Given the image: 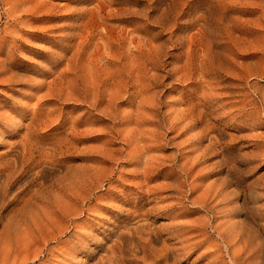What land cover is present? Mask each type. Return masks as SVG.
Returning a JSON list of instances; mask_svg holds the SVG:
<instances>
[{"label": "rangeland", "instance_id": "374dc122", "mask_svg": "<svg viewBox=\"0 0 264 264\" xmlns=\"http://www.w3.org/2000/svg\"><path fill=\"white\" fill-rule=\"evenodd\" d=\"M262 93L264 0H0V264H165L172 247L228 264L214 226L249 216L255 190L264 223ZM200 222L210 242L185 257L200 237L171 227Z\"/></svg>", "mask_w": 264, "mask_h": 264}, {"label": "bare ground", "instance_id": "6f19581e", "mask_svg": "<svg viewBox=\"0 0 264 264\" xmlns=\"http://www.w3.org/2000/svg\"><path fill=\"white\" fill-rule=\"evenodd\" d=\"M115 60V59H114ZM120 63H122V62H120ZM121 65V64H120ZM127 67V66H126ZM122 69V68H121ZM117 70H119V68L117 69ZM116 71V70H115ZM114 71V72H115ZM94 72V71H93ZM119 71H117V73H118ZM122 72V70H120V73ZM116 73V72H115ZM110 73L108 72V75H109ZM105 75H107V73L105 74ZM113 75V73H111V75L110 76H112ZM123 74L121 73V76H122ZM96 76V75H95ZM124 77H125V75H123ZM122 76V77H123ZM129 77V76H128ZM116 77H114V79H115ZM121 78V77H120ZM238 78V77H237ZM125 79L126 78H124V81H125ZM129 79V78H128ZM127 79V80H128ZM104 80V79H103ZM111 80H112V78H111ZM131 80V79H130ZM134 80V79H133ZM137 80V82L139 83V81H140V79L139 78H137L136 79ZM135 80V81H136ZM102 81V80H101ZM108 81V80H107ZM116 81V80H115ZM135 81H134V84H135ZM117 82V81H116ZM113 83L114 85L112 86L113 87V90H112V92L110 93V98L111 99H113V100H118L119 98H121L120 96H121V94H122V92H125L124 94H126V89H125V86L123 87V86H121V84H122V80L120 79V80H118V82L117 83ZM120 82V83H119ZM131 82H132V80H131ZM141 82V81H140ZM189 82V81H188ZM118 83H119V85H118ZM124 83V82H123ZM127 83V82H126ZM130 83V82H129ZM138 83H137V85H138ZM103 84H104V82H103ZM106 84H107V82H106ZM128 84V83H127ZM133 84V85H134ZM139 84H141V83H139ZM100 85V84H99ZM102 85V84H101ZM111 85H112V83H111ZM132 85V84H131ZM136 85V86H137ZM105 86V85H104ZM103 86V87H104ZM250 86V85H249ZM128 87H129V85H128ZM134 87H135V85H134ZM100 88V87H99ZM258 88V87H257ZM256 88V89H257ZM131 89V88H130ZM251 89V88H250ZM258 89H260V88H258ZM94 90V89H93ZM148 90V89H147ZM145 88H143V90L142 89H140V91H137V94L138 95H140V96H143L144 95V93L147 91ZM104 92V91H103ZM110 92V91H109ZM144 92V93H143ZM262 92V91H261ZM261 92H259V94L261 93ZM105 93H107L106 91H105ZM128 93H129V91H128ZM212 93V92H211ZM109 94V93H108ZM107 94V95H108ZM146 94V93H145ZM207 94V93H206ZM209 94H210V92H209ZM252 94H254L255 96L257 95V93H256V91L255 90H252ZM263 94V93H262ZM129 95V94H128ZM127 95V96H128ZM204 95V94H203ZM202 95V96H203ZM260 96V95H259ZM94 97V96H93ZM129 97H131V96H129ZM209 97V96H208ZM102 98V97H101ZM104 98H105V95H104ZM107 98V97H106ZM133 98V97H132ZM83 99V98H82ZM98 99V98H97ZM107 99H109V96H108V98ZM260 99V98H259ZM100 100V99H99ZM85 101V100H84ZM102 101V100H101ZM108 101V100H107ZM110 101V100H109ZM108 101V102H109ZM131 101H133V100H131ZM141 101V100H140ZM215 101V103L216 104H220V102L218 101V100H214ZM214 101H212V100H207L206 101V103L207 104H212ZM107 102V103H108ZM261 105H262V109L263 110H261V108H258L259 110H257V111H259V112H263V114H264V94L261 96ZM100 103V102H99ZM140 103V102H139ZM145 103V102H144ZM112 104V103H111ZM214 104V103H213ZM106 105H108V104H106ZM141 105H146V104H141ZM251 105V104H250ZM95 106V105H94ZM98 106V105H97ZM109 106V105H108ZM259 106V105H258ZM146 108H148V107H146ZM150 109V108H149ZM141 110V109H140ZM254 110H255V108H254ZM141 111H143V109L141 110ZM146 111H148V110H146ZM145 111V112H146ZM256 111V110H255ZM136 112H137V110H136ZM257 113V112H256ZM111 115V114H110ZM115 115V114H114ZM180 116V115H179ZM186 115H184V116H182V118L183 117H185ZM105 117H107V116H105ZM111 117H112V115H111ZM136 117V116H135ZM188 117V116H187ZM205 117V116H204ZM186 118V117H185ZM111 119V118H110ZM136 119V118H135ZM137 120V119H136ZM179 120V119H178ZM132 121V120H131ZM146 121V120H145ZM149 121V120H148ZM153 121V120H152ZM193 121V120H192ZM195 121H197V120H195ZM199 121V120H198ZM122 122V121H121ZM127 122V121H126ZM129 122V121H128ZM150 122H151V120H150ZM149 122V123H150ZM130 123V122H129ZM133 123H134V121H133ZM142 123H143V120H142ZM141 123V124H142ZM209 123V122H208ZM128 124V123H127ZM139 123H137V125H138ZM151 124V123H150ZM133 125V124H132ZM135 125V124H134ZM144 125H148V123L147 124H144ZM198 125V124H197ZM116 126V125H115ZM118 126V125H117ZM140 126V125H139ZM143 126V125H142ZM153 126V125H152ZM169 126V125H168ZM167 126V127H168ZM134 127H136V126H134ZM194 127V126H193ZM154 128V127H153ZM211 128V127H210ZM136 129H137V127H136ZM136 129H134V133L136 132ZM155 129V128H154ZM170 131L171 130H173L174 129V125H170L169 126V128H168ZM132 132V133H133ZM140 132V131H139ZM139 132H138V134H139ZM116 133V132H115ZM133 133V134H134ZM151 133V132H150ZM119 134V133H118ZM133 134H129V136L127 135V137L129 138L128 140H129V145H128V149L130 150V151H135L136 150V148H137V145H138V143L139 142H141L142 140H143V138H144V136H147V135H145L144 134V132L143 133H140L139 134V136H138V138L139 139H137V140H134L133 139ZM137 134V133H136ZM147 134V133H146ZM149 134V133H148ZM156 134V133H155ZM150 135V134H149ZM150 136H152V135H150ZM153 137H154V135H153ZM155 138V137H154ZM156 138H158V137H156ZM126 139V138H125ZM145 139V138H144ZM211 139V138H210ZM155 140V139H154ZM148 143V142H147ZM146 142L144 143V144H147ZM140 145V144H139ZM152 145V144H151ZM212 145V144H211ZM261 146H264L263 144L261 145ZM151 147V146H150ZM149 148V147H148ZM148 148H146V147H143V148H141V150L144 152V153H147L149 150H148ZM257 148V147H256ZM261 148V147H260ZM22 149V148H21ZM25 149V148H24ZM23 150V149H22ZM259 150V149H258ZM151 151V150H150ZM26 152V151H25ZM24 152V153H25ZM143 152H141V153H143ZM23 153V154H24ZM149 153V152H148ZM142 156H143V154H142ZM146 156V155H145ZM255 156V155H254ZM261 156V155H260ZM151 160V159H150ZM175 160V159H174ZM261 160V159H260ZM262 161V160H261ZM154 162V161H153ZM152 162V163H153ZM13 163V162H12ZM16 163V162H15ZM152 163H148L149 165H151ZM10 165H11V163H10ZM14 165V164H13ZM236 165V164H235ZM16 166V165H15ZM148 166V165H147ZM229 166V165H228ZM8 169H9V167H8ZM183 169H185V167L183 168ZM187 171V170H186ZM188 172V171H187ZM190 172V171H189ZM238 172V171H237ZM183 173H186V172H183ZM230 173H232V172H230ZM182 175V174H181ZM185 175H187V173L185 174ZM225 177H228V176H225ZM229 177H230V175H229ZM234 177V176H233ZM238 177V176H237ZM78 178V177H77ZM83 179V178H82ZM78 180H80V179H78ZM85 180V179H84ZM87 180V179H86ZM233 180V179H232ZM89 182V181H88ZM79 183V182H78ZM256 183V182H255ZM222 185L220 186V187H222V188H220L219 190H217L216 191V196H218V195H220V196H223L224 198V201L225 200H228V199H230V197H231V193L230 194H228V195H224V190L226 189V188H228L229 187V185L231 184V182L230 181H225L224 183H221ZM85 185V184H84ZM175 184H173V186H174ZM233 186V185H232ZM257 188H259V187H257ZM175 189H176V187H175ZM229 189V188H228ZM45 192V191H44ZM192 192V191H191ZM48 193V192H47ZM210 194V193H209ZM225 194H227V193H225ZM86 195V194H85ZM204 195V194H203ZM73 196V195H72ZM205 196V195H204ZM247 196V195H246ZM245 196V197H246ZM44 196H42V198H43ZM74 197V196H73ZM203 197V196H202ZM244 197V198H245ZM259 197H261V195H259V193L255 190L253 193H250V196H249V200L252 202V204H253V210L250 212V215L249 216H247V214H246V212H244V208L242 209V208H240V209H238V217L240 218V222L238 223V224H234V225H232V227L230 226V227H227V228H224V230H221V227H223V225H215L214 226V231L216 232V235L218 236V238H219V240L221 241V243L223 244V246L224 247H221L220 248V246H219V243L216 241V240H214V241H212L210 244H212L211 245V247H209V251L210 252H212V253H217V252H221V250H222V248H223V250H222V252L224 251L225 253H226V256H227V261L229 262L228 264H264V223H262L261 222V208H260V206H258L257 205V199L259 198ZM264 197V196H263ZM197 199V198H196ZM201 199V198H200ZM248 200V199H247ZM248 200V201H249ZM191 205L193 206V207H199L200 205V208L201 209H204V211L206 212V213H211L213 210L212 209H208V210H206V208L204 207V205L202 206V204H204V203H202V204H200L199 205V203H198V201L197 200H192L191 202ZM244 205V204H243ZM251 205V204H250ZM241 206V205H240ZM196 207V208H197ZM233 208V207H232ZM231 209V208H230ZM246 209V208H245ZM217 210V209H216ZM232 210V209H231ZM230 210V211H231ZM251 210V209H250ZM226 212V211H225ZM67 213H69V212H67ZM67 215V214H66ZM205 215V214H204ZM207 216V215H206ZM225 216V215H224ZM263 216V215H262ZM239 221V220H238ZM236 223H237V221H236ZM208 224H209V222H204V223H202V222H200V223H194V224H192V225H189V226H187V227H181V226H178V225H172V227H171V230L173 231V233H172V236L171 237H167V239L169 240V239H178L179 237H182V236H184V235H186V234H188V233H190V232H197L198 233V237H200V239L199 240H197L195 243H193L192 245H191V247H192V249H189L188 250V248H184V250H183V255L186 257V255H188L189 253H190V251L191 250H193V249H195V248H199V247H202L203 245H205V244H209V242H210V239H208L207 237H208V235L206 236V229H207V227H209L208 226ZM137 225V224H136ZM140 225V224H139ZM225 225V224H224ZM148 227V226H147ZM68 228V227H67ZM126 228V227H125ZM60 229H62V228H60ZM64 229V228H63ZM130 229V228H129ZM151 229V228H150ZM167 229V228H166ZM125 230V229H124ZM123 230V231H124ZM127 230V229H126ZM125 230V231H126ZM208 230V229H207ZM212 230V229H211ZM62 231V230H61ZM152 231H154V230H152ZM120 232H122V231H120ZM119 232V233H120ZM142 232H143V226H139V227H136V228H133L132 230H129V231H127L126 233H121L119 236H118V239L119 240H123L124 238L125 239H127V241H131V242H133V238H135L136 236H139L140 234H142ZM159 232V231H158ZM63 233H64V231H63ZM145 233H146V231H145ZM156 233V232H155ZM167 234V233H166ZM148 237H149V240L148 241H151V240H155L156 238H157V236H156V234L155 235H148ZM202 238V239H201ZM217 238V239H218ZM145 239V238H144ZM158 239V238H157ZM157 239H156V241H157ZM189 239V238H188ZM188 239H182L180 242L181 243H183V242H185V241H188ZM192 239V238H191ZM198 239V238H197ZM114 240V239H113ZM218 240V241H219ZM117 241V240H116ZM178 241V240H177ZM130 242V243H131ZM135 242H136V240H135ZM165 242H166V240H165ZM164 242V243H165ZM236 243V244H240L241 246H240V249H238L236 252H231V249H232V247H233V243ZM180 243V244H181ZM123 244V243H122ZM150 244V243H149ZM167 244V243H166ZM182 245V244H181ZM134 246L136 247V248H139V249H142V251L144 252L145 251V245L144 244H142V242L139 240L137 243H135L134 244ZM180 246V245H179ZM209 246V245H208ZM172 247V246H171ZM188 247V246H187ZM238 247V246H237ZM119 248H120V246H119ZM175 248V247H174ZM163 248H161V250H162ZM127 250V249H126ZM128 250H130V249H128ZM166 251L165 252H160L161 254H159L158 256H159V261H162V262H165V264H166V261H167V259H169L168 257L169 256H172L173 257V260H172V263L173 264H177V262H178V258L179 259H181L178 255H176V254H174L173 253V247H172V249L170 248H168V250L167 249H165ZM122 251V250H121ZM121 251H119L118 253H116L115 251L112 253V256L111 257H109L108 258V261H109V263L108 264H130V263H132V262H127L126 261V259H125V255L123 256V253L121 252ZM123 251H124V249H123ZM133 251V250H132ZM136 251V250H135ZM149 251V250H148ZM147 251V252H148ZM125 252V251H124ZM134 252V251H133ZM137 252V251H136ZM141 252V251H140ZM181 253H182V251H181ZM127 254V253H126ZM141 254V253H140ZM211 254V253H210ZM108 255V254H107ZM147 255V254H146ZM180 255V254H179ZM222 255V254H221ZM110 256V255H109ZM182 256V255H181ZM133 257V256H132ZM143 257V256H142ZM216 256H214V258H215ZM156 258V257H155ZM158 258V257H157ZM212 258V257H211ZM134 259V258H133ZM132 259V260H133ZM147 259V258H146ZM145 258H144V260H146ZM216 259H218L217 257H216ZM104 260H105V258H104ZM129 260V259H128ZM170 260V259H169ZM169 260H168V262H169ZM184 260V259H183ZM102 261V260H101ZM107 260H105V262H106ZM134 261H135V259H134ZM138 261V260H137ZM155 261V260H154ZM180 261V260H179ZM216 262V261H215ZM220 262V261H219ZM226 262V261H225ZM136 263V262H135ZM134 263V264H135ZM157 263V262H156ZM100 264V263H99ZM104 264V263H103ZM223 264H225L224 262H223Z\"/></svg>", "mask_w": 264, "mask_h": 264}]
</instances>
